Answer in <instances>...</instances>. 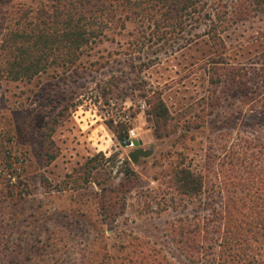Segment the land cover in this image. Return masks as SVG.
<instances>
[{"label": "rangeland", "instance_id": "obj_1", "mask_svg": "<svg viewBox=\"0 0 264 264\" xmlns=\"http://www.w3.org/2000/svg\"><path fill=\"white\" fill-rule=\"evenodd\" d=\"M45 1L0 0V41ZM218 2L255 13L131 15L73 63L0 75V264H264V9Z\"/></svg>", "mask_w": 264, "mask_h": 264}, {"label": "trees", "instance_id": "obj_2", "mask_svg": "<svg viewBox=\"0 0 264 264\" xmlns=\"http://www.w3.org/2000/svg\"><path fill=\"white\" fill-rule=\"evenodd\" d=\"M207 1L46 0L36 6L24 8L20 20L4 33L0 41V75L10 79L31 78L50 64L58 63L63 66L73 63L84 46L106 36L104 29L110 23L120 22V27H123L131 15H148L153 24L159 27L157 17L153 16L160 14L163 16V25L172 22L182 28V16L185 13H197L198 18L202 10L210 6L211 12L203 11L200 16L207 17L210 21L209 29L221 26V32L225 30L224 18L227 13L228 25L243 21L255 13L254 9L239 8L238 2H233V5L218 2L217 7ZM254 1L259 10L264 9V0ZM227 7L232 9L228 10ZM117 11L124 16L115 18ZM125 137L126 131L120 135V141ZM53 157L54 155H49L47 159ZM178 173L182 192H196L200 189V178L190 169L181 168ZM99 205L102 211V205Z\"/></svg>", "mask_w": 264, "mask_h": 264}, {"label": "water", "instance_id": "obj_3", "mask_svg": "<svg viewBox=\"0 0 264 264\" xmlns=\"http://www.w3.org/2000/svg\"><path fill=\"white\" fill-rule=\"evenodd\" d=\"M139 145V140H132L133 148L128 153V157L132 162H136L139 157H146L150 154V150L140 147Z\"/></svg>", "mask_w": 264, "mask_h": 264}, {"label": "built area", "instance_id": "obj_4", "mask_svg": "<svg viewBox=\"0 0 264 264\" xmlns=\"http://www.w3.org/2000/svg\"><path fill=\"white\" fill-rule=\"evenodd\" d=\"M140 107L143 109L145 107V102L140 101ZM132 117L130 115L125 114L122 116V121L126 124L131 122ZM134 136V131L132 128H127L126 130V137L122 140L121 144L123 143L124 146H132V140Z\"/></svg>", "mask_w": 264, "mask_h": 264}]
</instances>
